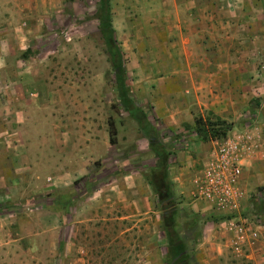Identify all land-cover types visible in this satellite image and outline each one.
Returning a JSON list of instances; mask_svg holds the SVG:
<instances>
[{
  "label": "rangeland",
  "instance_id": "rangeland-1",
  "mask_svg": "<svg viewBox=\"0 0 264 264\" xmlns=\"http://www.w3.org/2000/svg\"><path fill=\"white\" fill-rule=\"evenodd\" d=\"M156 2L160 1L114 0V27L126 59L131 97L158 129L160 142L177 151L169 163L168 181L173 189L169 201L176 209L182 235L188 238L191 262L264 264V184L253 180L252 172L243 178L248 162L242 161L241 200L235 209L216 213L212 203L198 201L197 189L192 187L194 169H202L207 162H202L205 156L199 153L204 151L194 144L193 126L185 129L184 125H193L195 116L209 109L193 94H184L186 88L194 92L197 81L184 78L180 70L185 48L195 58L204 54V48L198 42L185 44V30L177 19L167 21ZM248 2L250 9L257 3L219 0L222 18L236 19L232 7ZM7 7L16 12L13 17L7 14L8 20L20 24L10 30L16 44L11 69L22 71L18 81L25 88L23 103L31 114L37 112V121L30 123L28 118L30 124L21 132L30 145L19 150L29 155L33 164L42 161L41 165L36 162L38 169L32 174L10 173L11 180L18 179L26 188L0 195V221L7 219L11 237L17 239V232L25 231L24 237H19L21 248L14 249L10 260L14 264H166L163 214L169 202H161L145 178L152 176L157 166L149 139L119 106L115 72L99 24L91 18L98 0H0V23L4 21L2 8ZM23 7L29 13L17 12ZM253 18L256 22L244 23V27L239 23L223 30L224 25H219L222 30L217 32L225 38L252 40L246 52L250 56L249 81L255 79L256 83L264 82V27L259 26L257 16ZM187 33L194 35L192 29ZM229 48L233 53L239 51L233 44L219 49L226 53ZM28 49L34 55L18 63ZM260 100L263 98L243 109L220 112L236 126L234 141L241 140L239 135L245 131H253L255 141L262 135ZM185 102L188 111L182 108ZM110 119L118 128L117 146L110 143ZM12 128L18 131L16 125ZM36 135L37 148L33 144ZM255 150L248 161L264 163V146L257 145ZM72 155L79 160H70ZM53 159L58 161L57 169L49 166ZM76 168L84 171L75 174ZM34 182L37 190L28 188ZM61 194L75 200L67 212L57 204ZM193 216L234 218L218 224L208 222L202 237L195 241L190 240L195 230L186 228ZM33 229L37 230V243L29 237Z\"/></svg>",
  "mask_w": 264,
  "mask_h": 264
},
{
  "label": "crops",
  "instance_id": "crops-1",
  "mask_svg": "<svg viewBox=\"0 0 264 264\" xmlns=\"http://www.w3.org/2000/svg\"><path fill=\"white\" fill-rule=\"evenodd\" d=\"M158 1L161 3L156 2L155 5H159L160 9L163 10V16H168V20H166L174 22L177 19L181 30H185V44L198 42L197 45L204 48V50L201 49V52H204V54L196 58L192 56L190 50L185 48V56L182 60L184 65L180 73L181 76L186 79L195 78L197 84L195 85L194 92L186 88L184 94H193L199 103L221 117L223 113L220 114V112L223 110L228 108L232 109L233 107L243 109L251 102H258L257 99L260 97L263 98V100L260 101L264 109V82L257 80L255 83L253 82L255 79L249 81L252 77L249 71L250 56L249 53L246 52V49L252 40H250V38H243V36L238 40L230 37L225 38L224 36H219V32H217V30H224V28L228 29L232 25H239V23L244 27L245 24L248 25L251 21L256 22V19L253 18L254 16L259 18V21H257L259 26L264 27V0H256L257 3L251 4V9L249 7V2L245 5H241V7L233 6L232 12L238 14L236 19H230V17L227 19L226 17L222 18L221 13L223 12L218 3L219 0ZM245 1L247 2V0ZM2 11V18L4 21L0 23V195H9L10 190L26 188L25 186H20L21 183H19L18 179L11 180L9 176L11 175L10 173L32 174V172H37L38 168L35 167L37 163L41 165L42 161H36L37 163L35 162L33 164L30 156L23 155L19 150L21 147L30 145L28 138L22 135L21 132L25 130V124L37 121V112H32L31 114L29 112L30 107H27L23 103L25 88L23 85H20L18 81L22 71H14L11 69V52H16V44L13 43V39L11 40L10 30L19 27L20 24L15 25L14 22H10L7 14L12 13L13 17V14L16 12L14 8L11 9L9 7L2 8ZM17 12H21L22 14L29 13L24 7L19 8ZM219 25L221 27L224 25V27L219 29ZM190 29H192L194 34L192 36L191 33H187V30ZM220 33L222 34V32ZM228 33L229 31L226 32V35ZM208 34H210V36ZM19 38L22 37L19 36ZM254 41L255 40H253V42ZM232 44L239 46V51L237 53H233L231 48H229L226 53H222L221 49H219L223 45L227 47ZM22 61L24 60L21 59L18 63ZM10 83L14 85L15 90L14 87H11ZM208 94L210 95L208 96ZM254 98H256L255 101H252ZM184 99L186 100L187 96H185ZM206 101H210L211 103L207 102V104H205ZM35 103L36 102H34V104ZM201 104L200 106L202 107ZM182 108L188 111V103L185 102ZM28 118H30V123L26 122ZM259 123V129L262 135L255 141L253 131H245L239 135L241 137L239 143L245 148L244 154L247 156H245L244 160L249 164L244 170L243 178L249 177L252 172L253 180H258L259 184L263 185L264 171L262 168L264 163L248 161L253 157V152L256 151L255 146H264V116L261 117ZM32 124L35 127L34 130L37 131L36 124ZM15 125L18 128L17 132L16 129L12 128L15 127ZM184 126L186 127V125ZM188 126L190 127L193 125ZM232 133L235 135L237 134L236 132ZM232 133L226 139L208 143L197 142L196 135L193 138L195 140L194 144L197 146L196 148L204 151V153H199V155L205 156L202 162H207L203 165L202 169H194L193 171L192 187L196 188L198 191L200 189L199 183L213 152L219 145L232 140L233 137H235ZM34 141L33 144H35V148H37V135ZM69 158H71L70 160H73V162L79 160V157L74 155ZM49 166L57 169L58 161L53 159ZM82 170L84 171L82 168H76L74 172L76 174L78 171L83 172ZM68 175L69 174H66V176ZM26 178H29V176ZM59 182H62L60 178ZM194 182H197L196 185ZM28 188L37 190V182H34L32 186L29 185ZM35 196L36 194L33 199ZM202 200L203 199L199 198L198 201ZM210 206L216 213L219 212L214 206ZM4 220L0 221V264H14L15 262L10 260V254L14 252L15 248L17 250L21 248L19 247L20 238L24 237L25 231H18L17 239L12 238L8 223ZM30 236H32L34 242L36 241L35 243H37V230L33 229L32 233L29 234V237ZM35 251L36 245H34V252Z\"/></svg>",
  "mask_w": 264,
  "mask_h": 264
},
{
  "label": "trees",
  "instance_id": "trees-1",
  "mask_svg": "<svg viewBox=\"0 0 264 264\" xmlns=\"http://www.w3.org/2000/svg\"><path fill=\"white\" fill-rule=\"evenodd\" d=\"M114 0H98V7L91 17L99 24V33L106 47V54L109 62L115 72V83L117 90V98L124 111L128 113L130 118L134 120L143 136L150 141V148L157 157V166L153 170L152 176L145 175L148 183L153 187L156 195L161 198V202H171L173 198L172 185L168 181L169 163L171 157L177 154L175 149L163 145L158 139L159 131L153 125L146 112L137 106L131 97V88L127 83V70L125 66V55L116 39V29L114 27ZM32 49H28L22 55V59L27 61L33 56ZM109 136L110 143L117 146L118 128L113 119L109 120ZM186 129L189 126L186 125ZM236 126L233 122L217 115L215 112L208 110L205 113H199L194 118L193 130L196 135L197 142H213L226 139ZM78 184V183H75ZM160 201V200H159ZM57 204L66 212L75 204L73 196L61 194L57 197ZM166 206L163 214V230L167 235V254L165 257L166 264H193L191 262L192 253L188 251V238L182 235L183 230L177 222V213L174 206ZM234 216L208 217L203 219L199 216H193L188 225L187 230H195V237L190 240H198L203 235V228L208 222L215 224L223 221L232 220Z\"/></svg>",
  "mask_w": 264,
  "mask_h": 264
},
{
  "label": "built area",
  "instance_id": "built-area-1",
  "mask_svg": "<svg viewBox=\"0 0 264 264\" xmlns=\"http://www.w3.org/2000/svg\"><path fill=\"white\" fill-rule=\"evenodd\" d=\"M240 141L232 139L217 147L199 183L198 198L212 203L219 211L235 209L241 200L238 183L243 173L242 161L247 155Z\"/></svg>",
  "mask_w": 264,
  "mask_h": 264
}]
</instances>
